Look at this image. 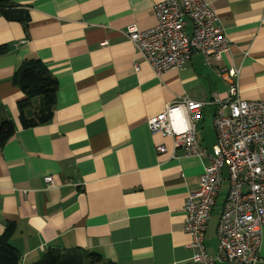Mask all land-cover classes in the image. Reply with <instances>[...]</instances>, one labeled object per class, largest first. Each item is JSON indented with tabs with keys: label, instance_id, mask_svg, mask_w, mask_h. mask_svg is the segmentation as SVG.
I'll list each match as a JSON object with an SVG mask.
<instances>
[{
	"label": "crops",
	"instance_id": "1",
	"mask_svg": "<svg viewBox=\"0 0 264 264\" xmlns=\"http://www.w3.org/2000/svg\"><path fill=\"white\" fill-rule=\"evenodd\" d=\"M159 1L12 0L27 18L0 13V121L14 124L0 144V235L14 224L9 244L18 264H32L48 249L92 251L111 264H192L183 203L208 156H185L169 137L149 132L146 120L183 96L203 102L195 135L208 154L215 142L209 101L228 90L227 69L239 70L242 99H264V0H206L228 49L208 63L194 52L181 67L155 75L125 29L153 26ZM29 58L47 66L56 90L50 119L22 127L17 102L25 95L14 75ZM38 106L33 98L25 117ZM158 145L167 151L157 152ZM227 183L203 236L209 256ZM256 264H264V226Z\"/></svg>",
	"mask_w": 264,
	"mask_h": 264
},
{
	"label": "built area",
	"instance_id": "2",
	"mask_svg": "<svg viewBox=\"0 0 264 264\" xmlns=\"http://www.w3.org/2000/svg\"><path fill=\"white\" fill-rule=\"evenodd\" d=\"M155 24L139 30L128 25L125 33L155 75L181 67L194 52L206 62L219 60L228 49V39L218 16L206 0H161L154 5ZM191 32H185V24ZM137 69V68H136ZM229 87L224 94L213 93L212 125L215 142L206 153L196 139L195 120L203 102L187 97L167 103L164 110L146 120L152 134L169 137L173 148L185 156H208L198 178V188L183 203L184 231L192 264L236 261L256 264L260 259L264 226V99L245 100L239 96V70H226ZM167 151L164 145L155 148ZM172 150V155H173ZM52 184L51 176L44 178ZM227 190L215 227L217 249L209 256L203 236L223 181Z\"/></svg>",
	"mask_w": 264,
	"mask_h": 264
},
{
	"label": "trees",
	"instance_id": "3",
	"mask_svg": "<svg viewBox=\"0 0 264 264\" xmlns=\"http://www.w3.org/2000/svg\"><path fill=\"white\" fill-rule=\"evenodd\" d=\"M0 13L7 20L23 21L26 12L19 9L12 0H0ZM6 46L0 45V53ZM15 84L24 93L17 102L22 127H31L47 122L52 115L56 79L47 66L39 59L29 58L21 62L14 75ZM33 98L39 99V106L31 117H25L24 110L31 107ZM14 133V124L10 119L0 121V144L6 142ZM14 224L8 222L0 235V264H18V251L9 244ZM32 264H111L92 251L48 249Z\"/></svg>",
	"mask_w": 264,
	"mask_h": 264
},
{
	"label": "rangeland",
	"instance_id": "4",
	"mask_svg": "<svg viewBox=\"0 0 264 264\" xmlns=\"http://www.w3.org/2000/svg\"><path fill=\"white\" fill-rule=\"evenodd\" d=\"M221 198V197H219ZM220 200L217 201V205H216V209L218 208V203H219ZM216 218H217V215H216V212H213V215H212V222H215L216 221Z\"/></svg>",
	"mask_w": 264,
	"mask_h": 264
}]
</instances>
